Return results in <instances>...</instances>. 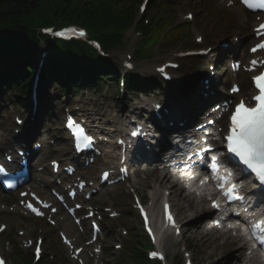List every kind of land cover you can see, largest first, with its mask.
<instances>
[{
  "label": "snow or ice",
  "instance_id": "1",
  "mask_svg": "<svg viewBox=\"0 0 264 264\" xmlns=\"http://www.w3.org/2000/svg\"><path fill=\"white\" fill-rule=\"evenodd\" d=\"M250 8H262L264 9V0H260L259 3H251L250 0H243ZM264 33V25L260 26L258 34ZM83 35V32L80 33ZM258 48L264 49V41L258 43L251 50L255 52ZM259 62L256 60L251 61L253 67ZM257 88L260 89V94L254 97L257 101V105L254 108H246L243 101L239 103L234 113L231 116V127L229 134L225 137L226 140V151L235 154L239 160L246 165L252 172L255 173L258 178L260 185L264 186V72L260 75L255 76ZM73 125L75 122H71ZM82 129L77 127V135H80ZM133 136L138 135L137 132L132 133ZM92 137L82 136L81 142L78 143V147H89L92 143ZM215 159V158H213ZM216 165H213L215 169ZM6 172L3 166H0V173ZM227 181L228 177L223 178ZM219 187H223V184H219ZM225 196L228 200L243 199L237 194L236 185L229 186L225 192ZM213 207H219L215 201ZM28 207H32L31 204ZM33 211H36L33 208ZM171 219V217H169ZM243 227V226H241ZM253 236L261 243L264 244V221L256 222L251 225ZM40 249L37 248V254ZM156 255V253H153ZM0 264H3L0 261Z\"/></svg>",
  "mask_w": 264,
  "mask_h": 264
},
{
  "label": "rangeland",
  "instance_id": "2",
  "mask_svg": "<svg viewBox=\"0 0 264 264\" xmlns=\"http://www.w3.org/2000/svg\"><path fill=\"white\" fill-rule=\"evenodd\" d=\"M173 2H175V12L179 13L180 11H194L195 14L197 15V19L199 24L206 30V31H212L215 27L213 21L208 17V15L205 12V6L206 4H208L207 2L203 1V0H172ZM220 8H224L223 6L219 5ZM192 25L193 24H185L184 26H182L179 30H177L174 33H178V34H184L187 36V40H189L191 34H192ZM130 37H132L133 33L129 34ZM209 39H213L214 41L212 42L213 45H216V49H219L221 47V44L223 42H229L230 44H232V46L230 47V50L234 49V38L229 37V38H225L223 40V42H220L219 40H216L215 37L212 38V35L209 33L208 35ZM145 46V44L143 45ZM128 49V46H125L119 50H117L114 54V57H112L110 60L111 61H115L116 59V54H120V56L122 55V53H125ZM171 49L168 47L163 48L159 54L152 60H144V61H140L141 63L138 64V70H141V66L143 65L144 68H150L153 67L156 62H163L164 59V53L169 52ZM214 53V52H213ZM215 53H218L217 50L215 51ZM209 61V60H208ZM116 62V61H115ZM210 62V61H209ZM184 67L180 70V75L183 79V82H188L191 78L192 75L195 74V67L196 66H202V71L201 73H207L208 70L206 69V64L202 63L196 59H187L184 60ZM220 64V63H219ZM120 65L122 66V64L120 63ZM215 66V64H214ZM216 67V66H215ZM154 74V73H153ZM152 72L147 71V76L145 79H153V78H157V77H153ZM179 75V76H180ZM183 84V83H182ZM175 86V85H174ZM108 89L105 88L103 89V95H97V93H89V92H85L84 93V102H87L89 104L88 106V110L87 112L90 114V116L92 117V119H100L101 121V126H106L107 129L112 130L114 129V127L112 126L111 123L107 122V119L105 120L102 116H101V112H102V105L104 102H108L110 101V104L114 107L117 106L114 104V102L112 101V97H108L107 93H108ZM152 97H156V95H153ZM1 99V98H0ZM137 102H139L138 98L136 100V97H134L132 99V101L127 102L128 106H129V111L133 110L134 107L137 106ZM12 102H8L7 100H0V105H6V106H10ZM52 106V104H51ZM27 110L29 112H32L31 109ZM114 116L118 117L117 123H118V127L121 128V126H123L122 121L119 120V110H117L116 108H114ZM128 111V112H129ZM44 124V120L41 121L40 125L43 126ZM47 128V126H46ZM140 184H142V181L140 182ZM169 186V185H168ZM7 216H1L0 219L5 218ZM124 217H131L132 219V224H135V221L133 220V213H132V209L131 206H129V208L127 209L125 216ZM180 218H182L183 223L185 224V233H186V237L187 239H190V232L189 231H194L192 230L190 224L188 223V221L181 215L180 212ZM135 226V225H134ZM135 229V227H134ZM193 240L196 246V249L194 250V254L195 257L197 259V261H199V263L203 262V263H212L213 258H208L207 255L209 253V251L207 249H203L200 247V245L197 243L196 241V237L195 235L193 236ZM192 241V240H191ZM174 245L176 246V248L174 247ZM164 246L168 249V254L173 256V254L176 253L177 249L179 248V246H177V243H175L173 241V239L171 238L170 240H168V238L166 239V241L164 242ZM213 264V263H212Z\"/></svg>",
  "mask_w": 264,
  "mask_h": 264
},
{
  "label": "trees",
  "instance_id": "3",
  "mask_svg": "<svg viewBox=\"0 0 264 264\" xmlns=\"http://www.w3.org/2000/svg\"><path fill=\"white\" fill-rule=\"evenodd\" d=\"M64 4L67 6L64 7ZM58 13H63L67 19H81V23L91 25L99 38L111 43L113 39L107 36L108 31L121 28L123 31L127 30L128 27L125 26L130 21L126 12L117 14L112 9L96 8V5L80 9L79 5H74L70 0H59L57 3L50 0H0V24H4L6 29L2 32L0 41L19 36L15 48H20L24 43V32L18 30L28 27L32 16ZM0 54L13 57L12 52Z\"/></svg>",
  "mask_w": 264,
  "mask_h": 264
},
{
  "label": "bare ground",
  "instance_id": "4",
  "mask_svg": "<svg viewBox=\"0 0 264 264\" xmlns=\"http://www.w3.org/2000/svg\"><path fill=\"white\" fill-rule=\"evenodd\" d=\"M235 10L240 11L241 9L235 8ZM203 103H204V101H202V104ZM181 210L183 211L184 214L187 215L188 220L191 223L192 227L199 228L198 224L200 222V217L193 210L189 211V210H191V208H182ZM10 214H14V213H9V214L5 215L7 217L0 219V227L9 224L13 220V216H8ZM198 235H199V237L204 238L203 232H199ZM203 246L206 249L210 250V253H209L210 258L220 256V255H224L227 252H231V251L239 248L238 245L235 243H226L224 245H213L206 240L203 242Z\"/></svg>",
  "mask_w": 264,
  "mask_h": 264
}]
</instances>
